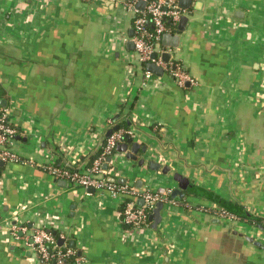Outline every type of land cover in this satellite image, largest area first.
Here are the masks:
<instances>
[{
	"label": "crops",
	"instance_id": "obj_1",
	"mask_svg": "<svg viewBox=\"0 0 264 264\" xmlns=\"http://www.w3.org/2000/svg\"><path fill=\"white\" fill-rule=\"evenodd\" d=\"M128 1L0 0V109L18 131L13 151L39 164L0 160V264H39L11 235L22 224L64 234L81 264H264L251 223L264 221V0H192L178 46L161 42L197 80L187 88L145 79ZM116 127L145 162L116 149L109 181L172 192L176 174L188 182L156 229L129 230L122 197L41 167L88 169Z\"/></svg>",
	"mask_w": 264,
	"mask_h": 264
},
{
	"label": "built area",
	"instance_id": "obj_2",
	"mask_svg": "<svg viewBox=\"0 0 264 264\" xmlns=\"http://www.w3.org/2000/svg\"><path fill=\"white\" fill-rule=\"evenodd\" d=\"M140 1L145 2L143 10L136 8ZM127 7L135 14L132 41L138 62L144 67L147 64L161 67L165 76L180 88L197 86V80L181 63L171 57L167 62L163 59V55L167 53L161 46L163 37L172 34L177 23L186 15V10L180 6L179 0H129ZM144 76L145 79H150L153 74L145 70ZM111 130L110 136L104 139L98 155L88 169L82 171L68 165L61 167L53 164L41 167L55 179L67 181L85 190L93 189L113 197H122L123 224L129 230L142 231L149 228V216L157 203L175 204L176 201L171 198L170 188L139 189L128 183L108 180L109 173L114 170L112 157L129 133L120 128ZM17 133L16 128L10 124L8 109H0V160L5 163L39 166L34 160L22 158L13 151L12 145ZM215 213L231 221L237 219L227 210L218 209ZM10 231L15 240H21L26 248L36 253L39 264H51L52 261L54 264L83 262V259L77 256L76 250L68 245L64 234L57 235L44 227L30 229L24 224L13 225ZM59 240L63 243L59 244Z\"/></svg>",
	"mask_w": 264,
	"mask_h": 264
},
{
	"label": "water",
	"instance_id": "obj_3",
	"mask_svg": "<svg viewBox=\"0 0 264 264\" xmlns=\"http://www.w3.org/2000/svg\"><path fill=\"white\" fill-rule=\"evenodd\" d=\"M192 0H179V4L181 7H183L184 9H188L190 8ZM145 6V2L140 1L137 3L136 7L139 9H144ZM188 18L186 16H183L180 21H179V27L182 30L185 27V24L187 23ZM169 40L170 42L167 43L166 41ZM163 44L169 47H177L178 46V42H179V37L178 36H174L172 34H166L163 37ZM134 43H130V45H133ZM171 55L169 53H165L163 55V59L164 61H168L170 59ZM146 70L152 74H155L157 76H162L164 71L161 67H158L154 64H147L146 65ZM114 129H118V127L114 128ZM112 130L108 133V136H110ZM107 136V137H108ZM126 142L123 144H119L117 147V151H120L122 153H125V156L127 158V160L129 161H133V162H137L139 166H142L145 162L144 159L142 160H138V149H139V144L135 143L133 141V139L130 136H126ZM131 145V147L129 148V146ZM144 150V149H143ZM1 162V161H0ZM148 168L151 171H159L161 169V165L158 164L157 162L154 161H150L148 162ZM168 168H164L162 170L163 173H166L165 171H167ZM111 181L113 182L114 179L112 178ZM175 181L178 182L179 184V188H177L176 190H174L171 194V198H183L184 194L181 192V190H185L187 188V180L183 179L180 175L176 174L175 175ZM90 191H94L93 189H89ZM165 207V204L162 202H159L156 204V206L154 207V209L152 210L150 216H149V220L153 221V229H156L158 224L160 223L161 219H162V211ZM255 229L260 232L261 234H264V225L263 224H256L254 225ZM236 233V232H235ZM246 239L248 241H251L255 244H258L257 241H255L254 239L250 238V237H246ZM63 241L59 240V244H62ZM73 244L70 243V247H72Z\"/></svg>",
	"mask_w": 264,
	"mask_h": 264
},
{
	"label": "trees",
	"instance_id": "obj_4",
	"mask_svg": "<svg viewBox=\"0 0 264 264\" xmlns=\"http://www.w3.org/2000/svg\"><path fill=\"white\" fill-rule=\"evenodd\" d=\"M144 68H146V67H144ZM125 138H126V136H125ZM251 223H253V225H256V224H263L264 225V221H262V220H252ZM51 264H54L53 261Z\"/></svg>",
	"mask_w": 264,
	"mask_h": 264
}]
</instances>
